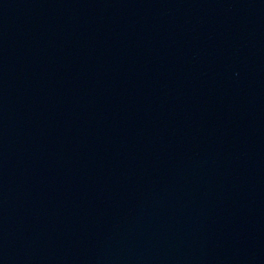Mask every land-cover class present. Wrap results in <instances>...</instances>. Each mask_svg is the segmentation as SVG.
<instances>
[{
  "label": "water",
  "instance_id": "obj_1",
  "mask_svg": "<svg viewBox=\"0 0 264 264\" xmlns=\"http://www.w3.org/2000/svg\"><path fill=\"white\" fill-rule=\"evenodd\" d=\"M0 264H264V0H0Z\"/></svg>",
  "mask_w": 264,
  "mask_h": 264
}]
</instances>
